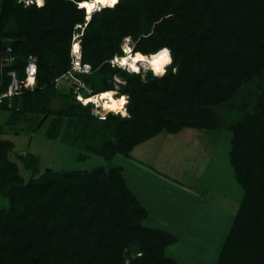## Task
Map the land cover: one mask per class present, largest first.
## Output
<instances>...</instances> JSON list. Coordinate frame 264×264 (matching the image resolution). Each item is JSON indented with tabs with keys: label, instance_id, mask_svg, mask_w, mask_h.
I'll list each match as a JSON object with an SVG mask.
<instances>
[{
	"label": "trees",
	"instance_id": "obj_1",
	"mask_svg": "<svg viewBox=\"0 0 264 264\" xmlns=\"http://www.w3.org/2000/svg\"><path fill=\"white\" fill-rule=\"evenodd\" d=\"M84 1L25 7L20 0H0V93L9 72L24 77L28 57L37 65L34 90L0 104L19 117L18 101L29 113L25 104L64 89L71 103L59 116L67 119L65 140L82 148V161L126 156L162 131H228L229 164L243 197L215 264H264V0H119L95 10L81 37L82 61L92 72L81 79L96 95L113 91L119 74L125 84L117 92L128 96L129 116L109 114L104 121L66 85L54 83L70 66L72 28L84 22ZM147 30L151 34L132 51L149 55L169 47L173 62L164 76L149 72L142 81L139 72L109 65L122 55L124 37ZM7 48L15 57L8 65ZM48 116L43 112L34 130ZM11 147L0 139V191L9 198V207L0 210V264H177L165 255L176 238L142 225L147 211L121 167L40 174L36 154L27 152L19 156L30 173L25 181L8 160ZM133 246L140 256L132 258Z\"/></svg>",
	"mask_w": 264,
	"mask_h": 264
},
{
	"label": "rangeland",
	"instance_id": "obj_2",
	"mask_svg": "<svg viewBox=\"0 0 264 264\" xmlns=\"http://www.w3.org/2000/svg\"><path fill=\"white\" fill-rule=\"evenodd\" d=\"M159 22L161 23V21ZM85 28V20L82 23L75 24L72 28L71 36L76 31L80 34L82 33L83 36ZM150 34L151 32L147 30L143 33H139L138 37H124L121 42V47L122 44L126 42L132 48L138 41H142ZM1 40L7 44L12 42L11 39L7 38ZM115 56L116 55L113 57ZM19 60H22V58L19 57ZM116 68L120 67L116 66ZM124 71L131 73L125 68ZM149 72L155 76L151 70H148L145 67L140 68L139 75L141 76L142 81L145 80ZM120 84L124 85L125 81L119 74H117L113 78V85L117 88ZM114 98L116 99L117 97ZM31 102V105L25 104L26 108L30 109L29 113L27 111H24V113L22 112L21 106L19 105L21 101L16 103V112H21L19 117L13 115L9 105L4 107L0 104V139L6 140L11 144L12 147L9 149L8 160L18 166L19 172L25 181L30 179V173L23 169L19 156H23L27 152L36 154L40 174L43 173L45 169L58 172L63 169L92 170L96 167H124L128 162L134 163L137 161L135 160L137 157L142 158L148 156V159L151 157H155L154 159L158 158V160L161 161L159 165H163V167L166 166V168L162 169L168 170L166 173H172L170 166L172 165V161L175 167L179 162L182 165L176 167L177 173L182 171L183 168H186L189 170L186 173L187 175H189L192 170L195 174H198V172L200 175L203 174V177L205 176L204 179L209 180L210 183L216 181L221 184L222 186H218V184L215 183L212 189L216 190V192L211 193V190H209V195L210 197H219L221 204L224 206L218 204L215 200L211 201L215 202L213 203L215 207L222 209L223 211H226V207H229L230 209H228L226 213L231 214V212L234 213L236 211L242 192L233 179L232 169L229 165L228 153L230 149L229 142L231 134L228 131H199L186 129L182 130L184 132L174 135L162 132L152 141L139 145L133 153L132 161H127L126 157L123 155L115 157L111 162H106L100 156L96 155L82 161L77 159L78 155L83 152L82 148L73 146L65 140V135L68 131L67 119L59 116V112L71 103V100L69 96L66 95L64 89H54L52 93H48L42 98H38L36 101ZM43 112L49 113V116L39 129L34 130L38 124V119L42 117ZM183 133L193 134L192 138L194 139H190V142L187 141L183 137ZM197 134L199 135L197 136ZM199 138H203V140H199ZM205 139H207L206 143L204 141ZM113 143H115V140H113ZM88 144H93V141ZM163 151H165V153ZM157 154L159 155L154 156ZM157 169L161 168L157 165L155 166V170L158 171ZM225 178L230 180V182L224 183L223 181ZM218 190L222 193L218 192ZM6 194L3 191H0V210L9 207V198ZM221 195H223L222 198ZM231 209L234 210L231 211ZM142 225H144L143 222ZM216 229H219L218 226H216ZM128 250L132 258L141 255L137 246H133Z\"/></svg>",
	"mask_w": 264,
	"mask_h": 264
},
{
	"label": "crops",
	"instance_id": "obj_3",
	"mask_svg": "<svg viewBox=\"0 0 264 264\" xmlns=\"http://www.w3.org/2000/svg\"><path fill=\"white\" fill-rule=\"evenodd\" d=\"M186 129L200 131V129L184 128L170 134H180L184 132L182 130ZM162 132L136 145L125 156L126 160L133 159V153L139 145L152 141ZM182 135L189 142L190 139H194L192 138L193 134L183 133ZM199 140H203V138H199ZM206 140H204L205 143ZM163 152L165 153V151ZM119 155H115L109 162ZM137 158L135 159L137 161L134 162L136 164L128 162L124 167H114H121L128 188L147 211V217L143 224L152 229L166 231L176 238L173 244L165 248V255L173 258L177 264H215L242 200V190H240L242 195L236 211L231 214L226 213L230 208L226 207L227 210L223 211L215 207L213 204L215 202L211 200L224 205L221 204L219 197L215 198L209 195V190L211 193L216 192L212 189L213 185L217 183L216 181L210 183L209 180L204 179L203 174L200 175L199 172L195 174L192 170L187 175L189 170L186 168L177 173L176 167L182 165L179 162L175 167L172 161V165H170L172 173H166L168 170H162L166 166L159 165L161 161L158 158L148 159V156ZM157 165L161 168L157 169L158 171L155 170ZM223 182H230V180L225 178ZM218 192L222 193L219 190ZM216 226L219 229H216Z\"/></svg>",
	"mask_w": 264,
	"mask_h": 264
},
{
	"label": "built area",
	"instance_id": "obj_4",
	"mask_svg": "<svg viewBox=\"0 0 264 264\" xmlns=\"http://www.w3.org/2000/svg\"><path fill=\"white\" fill-rule=\"evenodd\" d=\"M81 37L82 33L74 32L71 38V46L69 51L70 56V66L68 70L63 73L61 76L55 79V87H59L61 85H66L72 91V95L76 101L80 102L83 105L91 106V115L99 121H104L106 119H100L99 115H94L98 113L100 115H106L108 117L109 114L113 115H120L121 117H128L123 116L119 113H115L110 109L104 108V100H101L100 97L102 93L92 95V90L88 87V85L81 79L82 75H89L92 72V67L89 63H85L82 61V52H81ZM79 46V50L75 48V46ZM5 64H11L15 61V57L12 55L11 49L7 48L6 55L4 57ZM108 63L111 67H120L118 66L117 62L115 61V57L108 60ZM124 69V67H120ZM128 70V69H127ZM10 76V83L7 86V89L0 93V103L3 102L4 99L11 100L13 97L20 96L25 91H32L34 90L36 84L35 79L37 75V65L35 60L30 56L26 61V65L24 68V77L19 78L15 71H11L8 73ZM117 88L113 90L115 92V96H122L119 95L117 92ZM98 97V98H97ZM128 97V96H127ZM95 98V101L89 102L91 99ZM87 101V103H85ZM128 104V103H127ZM125 105V108L127 106Z\"/></svg>",
	"mask_w": 264,
	"mask_h": 264
},
{
	"label": "clouds",
	"instance_id": "obj_5",
	"mask_svg": "<svg viewBox=\"0 0 264 264\" xmlns=\"http://www.w3.org/2000/svg\"><path fill=\"white\" fill-rule=\"evenodd\" d=\"M20 2L25 6L28 7L29 5L35 3L37 7H43L46 3V0H20ZM117 3H119V0H99V2L96 3H90L89 9L93 11V9H97L100 4L108 5L114 7ZM99 10V9H98ZM97 10V11H98ZM137 60L143 59L139 54L136 56ZM173 57L171 49L167 46H164L158 52L152 56L151 58V67L153 69V74L155 76L162 77L165 75L167 68V65L172 64ZM122 63H127V61H123ZM173 72L176 71V68L172 69ZM105 97H108L109 100H111V103H105L104 108L110 109L115 113H119L123 116H128L129 113L127 109L125 108V105L128 103V97L127 95L120 96L119 99H112L113 93L112 92H105L103 94ZM87 103V101H85ZM94 115H99L100 119H106V115H100L98 113L94 112Z\"/></svg>",
	"mask_w": 264,
	"mask_h": 264
},
{
	"label": "bare ground",
	"instance_id": "obj_6",
	"mask_svg": "<svg viewBox=\"0 0 264 264\" xmlns=\"http://www.w3.org/2000/svg\"><path fill=\"white\" fill-rule=\"evenodd\" d=\"M85 2H87V3H96L97 2V0H86V1H84V2H80V4H79V7H80V5L82 4V3H85ZM104 6H106V5H103V4H100L99 6H98V8L97 9H93V11L91 12V13H89L88 11H87V9L86 8H82V9H84V12H85V22H88L89 20H91V18H92V15H93V12L95 11V10H98L99 9V7H100V9L101 8H103ZM81 8V7H80ZM75 48H77V46H75ZM122 55L121 56H118V55H116L115 56V61L117 62V64H118V66H120V67H124L125 69H128L130 72H133V73H135V72H139L140 71V68L141 67H145V68H147L148 70H151L152 72H153V69H152V67H151V63H150V61H151V58H152V56L153 55H155L157 52H155V53H152V54H149V55H145V54H143V53H141V52H133L132 51V48L130 47V45L128 44V43H124V44H122ZM140 55L141 57H143V59H140V60H137L136 59V56L137 55ZM123 61H127V63H122ZM169 65H167L166 66V68L168 67ZM106 92H112L113 93V96H112V99H115L114 97H116L115 95V92H113V91H106ZM105 92H103L102 93V95H101V97H100V99L101 100H103V99H105L103 102H104V104L105 103H111V100H109L108 99V97H105L103 94H104ZM98 98V97H97ZM120 98V96H118L116 99H119ZM91 101H95L96 102V99L95 98H93V99H91L89 102H91ZM112 111V110H111Z\"/></svg>",
	"mask_w": 264,
	"mask_h": 264
},
{
	"label": "snow or ice",
	"instance_id": "obj_7",
	"mask_svg": "<svg viewBox=\"0 0 264 264\" xmlns=\"http://www.w3.org/2000/svg\"><path fill=\"white\" fill-rule=\"evenodd\" d=\"M97 2H99V0H97ZM89 4L90 3H87V2H85V3H82L81 5H80V7L81 8H86L87 9V11L89 12V13H91L92 12V10L91 9H89ZM77 50H79V46L77 45Z\"/></svg>",
	"mask_w": 264,
	"mask_h": 264
}]
</instances>
